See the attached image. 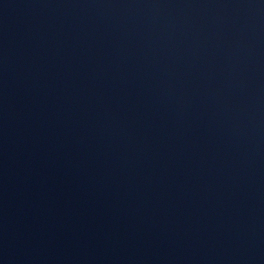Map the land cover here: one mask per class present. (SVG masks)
<instances>
[{"label":"water","instance_id":"95a60500","mask_svg":"<svg viewBox=\"0 0 264 264\" xmlns=\"http://www.w3.org/2000/svg\"><path fill=\"white\" fill-rule=\"evenodd\" d=\"M0 264H264L92 0H0Z\"/></svg>","mask_w":264,"mask_h":264}]
</instances>
